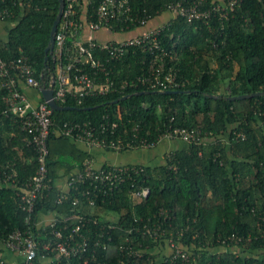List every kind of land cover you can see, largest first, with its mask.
Masks as SVG:
<instances>
[{
    "label": "trees",
    "instance_id": "obj_1",
    "mask_svg": "<svg viewBox=\"0 0 264 264\" xmlns=\"http://www.w3.org/2000/svg\"><path fill=\"white\" fill-rule=\"evenodd\" d=\"M130 1L134 13L151 19L177 0ZM217 1L220 0H204L203 5ZM0 2L11 11L5 19L11 23L8 35L0 36V55L5 59L26 55L36 77L48 81L59 61L63 64L69 61L79 31L73 26L68 29L62 55L55 58V53H47L46 47L59 0ZM87 5L86 23L96 19L97 2L89 0ZM76 9V18L82 21V5L78 3ZM136 27L130 24L127 30ZM119 29L120 26H114V30ZM159 37L170 53L165 57L166 64L177 67L179 77L187 80L184 86L167 92L142 83L131 84L135 76L149 69L152 51L130 46L122 58L105 63L109 75L117 82L129 80L123 91L86 95L81 102L70 95L60 103L74 106L72 109L52 112L55 126L65 120H90L98 124L108 116L119 123L111 137L126 135L134 124H139L141 135L150 140H157L161 129L169 124L197 126L208 133L206 144L189 143L169 150L160 164L140 163L144 169L137 177L138 184L148 185L151 190L146 199L132 205L130 185L126 184L106 195L104 201H98V209L119 215L114 221L118 227L111 229L113 239L107 247L96 248V253L107 264H120L126 258L120 244L137 246L136 236L145 251L141 256H131L130 264H264V94L229 97L264 90V0H238L228 18L215 16L209 22L189 21L181 14L175 15L161 29ZM94 54L106 60V51L96 47ZM87 66L90 71L96 69ZM99 75L105 77L102 71ZM1 81L2 78L0 168L13 163L21 182L35 173L36 153L28 146L27 133L19 122L4 112L6 89ZM35 89L42 95L41 89ZM124 95L128 96L122 98ZM239 130L246 133L245 138L236 137L235 131ZM48 145L52 186L38 198L33 217L41 210L57 214L89 211L84 206L75 207L70 198L58 201L62 192L58 179L82 168L91 159V152L54 130ZM215 152L219 153L216 158ZM162 210H167L166 220L159 215ZM149 215L154 219L159 216L157 219L163 221V236H170L190 251L188 261H164L171 254V246L165 239H154L143 229L129 231L132 224H138L135 217L146 219ZM25 216L16 185L0 187V240L17 227L25 228ZM98 217L100 223L105 222ZM98 226L92 224L88 232L93 234ZM50 229L34 225L40 245L48 239ZM233 234L242 239L229 241ZM128 235H132L130 242L126 241ZM79 261L76 256L70 264Z\"/></svg>",
    "mask_w": 264,
    "mask_h": 264
},
{
    "label": "built area",
    "instance_id": "obj_2",
    "mask_svg": "<svg viewBox=\"0 0 264 264\" xmlns=\"http://www.w3.org/2000/svg\"><path fill=\"white\" fill-rule=\"evenodd\" d=\"M237 1L220 0L205 7L204 0H193L187 4L184 0H177L175 3H170L168 9L176 15L185 16L189 21L209 22L215 16L220 19L228 18L230 12L235 10ZM79 2L80 0H65L63 15L55 35L53 50L55 58L62 55L68 29L73 26L80 31L83 25V22L76 18V6ZM96 2V19L87 22L90 30L105 28L114 32L116 36L107 40L89 36L87 40H83L78 35L69 61L65 64L59 61L56 72H51L48 81H42L36 77L34 67L26 55L22 54L12 59H5L0 55L1 84L6 89L4 112L6 115L14 116L20 128L27 133V144L33 148L37 159L35 173L21 182L13 163L8 162L6 166L0 168V187L16 185L21 207L26 211L27 226L15 228L4 240H0L6 248L19 255L17 264H70L72 258L76 256L80 257L77 264H107L98 257L96 248L107 247L108 242L113 239L111 229L118 227L114 221L118 220L119 214L105 208L98 209V201H104L106 195L112 194L126 184L130 185L128 193L132 205L146 199L151 192L148 185L138 184L137 177L144 169L140 163L110 162L96 165L92 159H88L82 168H77L66 176V188L59 185L62 192L58 196V201L62 202L70 198L75 207L84 206L89 208V211L79 209V211L60 213L45 223L40 222L39 214L43 210L36 218L33 217V213L38 198L46 194L52 186L48 165L50 153L48 139L52 130L73 140L86 142L91 148L103 150L152 148L165 139L178 138L188 143L205 144L208 140V133L200 127L170 124L161 129L157 140H150L148 136L141 135L139 124H134L126 135L119 133L111 137L109 135L116 133L119 123L116 120H110L108 116H105L104 120L98 124L90 120H65L62 124L55 126L53 110L48 102L41 97L35 101L29 95L26 87L41 89L52 86L53 81L54 97L58 102L66 100L70 95L81 102L86 95L123 91L129 80L117 82L109 75L105 63L122 58L130 46H143L152 51L149 69L135 76L130 81L131 84L142 83L162 90L186 84L187 80L179 77L177 67L166 64L165 61V57L170 53L162 45L159 34L169 21L132 33L138 27L146 25L149 18L134 13L130 0H96ZM10 15L11 11L8 7L2 6L0 2V20H5ZM130 24H136L137 27L128 31ZM114 26H120L121 29L114 30ZM96 47L106 51V60L95 56L94 48ZM87 65L95 67V71L88 70ZM99 71L104 72V78L99 75ZM235 135L246 137V133L241 130L235 131ZM218 154L215 152V158ZM221 163H223L222 160ZM71 190L74 192L71 193ZM111 212L117 215L112 216ZM98 215L105 220L104 223L99 222ZM159 215H162L164 220L169 216L167 210H162ZM157 218L154 219L151 215L146 219L135 217L138 224H132L128 229L131 232L143 229L154 239H165L169 248L171 246V254L165 257L164 261L174 262L177 259L188 261L191 257L190 251L170 236H163L165 235L162 228L163 221ZM140 220H142L141 225ZM92 224L99 226L96 231L92 230L93 234H90L88 230L92 229ZM34 225L42 230L48 226L51 227L48 239L41 245L34 231ZM131 236L128 235L126 241L130 242ZM240 239L242 237L237 234L228 238L229 241L234 242ZM134 240L137 246L129 247L130 245L120 244L121 250L126 254V258L120 264H130L131 256H141L144 253L142 242L136 236ZM0 262L5 263L1 258Z\"/></svg>",
    "mask_w": 264,
    "mask_h": 264
},
{
    "label": "crops",
    "instance_id": "obj_3",
    "mask_svg": "<svg viewBox=\"0 0 264 264\" xmlns=\"http://www.w3.org/2000/svg\"><path fill=\"white\" fill-rule=\"evenodd\" d=\"M82 5V21L83 25L79 31V37L83 40H87L89 36H93L99 40H107L111 39L112 36H116L114 32L102 28L99 30L92 31L90 30L88 24L86 23V11L88 10V0H82L79 2ZM176 14L170 10L166 9L162 11L160 14L148 20L147 24L144 26L138 27L133 32H141L143 30L153 28L158 24H162L164 22L169 21ZM11 27V23L6 20H0V36L6 37L8 35L9 29ZM131 33V32H130ZM26 91L29 95L37 101L41 95L35 88L26 87ZM76 144L88 151L91 152V159L94 161L96 165H101L110 162H118V163H144L150 165L160 164L164 161L166 153L169 150H174L180 148L182 146H187L189 143L182 139H165L160 141L156 146L152 148H137V149H126V150H103L101 148H91L86 142L81 140L76 141ZM58 184L62 188H66V177H61L58 179ZM57 215L56 212L51 210L42 211L39 214L40 222H47L50 218ZM0 258L3 262L8 264H17L19 261V255L16 252H13L4 246V243L0 241Z\"/></svg>",
    "mask_w": 264,
    "mask_h": 264
},
{
    "label": "water",
    "instance_id": "obj_4",
    "mask_svg": "<svg viewBox=\"0 0 264 264\" xmlns=\"http://www.w3.org/2000/svg\"><path fill=\"white\" fill-rule=\"evenodd\" d=\"M64 7H65V0H59V10H58L56 18L53 22L52 28H51L49 44L46 47L47 53H49V52L52 53L54 50L55 35H56L58 25L61 21L62 15H63ZM47 57H48V55L46 56V58ZM53 85H54V81L52 82V86L41 88L42 95H43L44 99L48 102V104L50 105L52 110L55 111V110H61V109H72L74 106L64 105V104H62L56 100V98L54 97ZM165 91L168 92V91H174V90H165ZM138 93H142V91H138ZM258 94H264V90L255 91V92H251V93H243V94H239V95H231L229 97L232 99H235V98L249 97V96L258 95ZM127 96L128 95H124L122 98H126Z\"/></svg>",
    "mask_w": 264,
    "mask_h": 264
},
{
    "label": "rangeland",
    "instance_id": "obj_5",
    "mask_svg": "<svg viewBox=\"0 0 264 264\" xmlns=\"http://www.w3.org/2000/svg\"><path fill=\"white\" fill-rule=\"evenodd\" d=\"M111 215H112V216H116L117 214H116L115 212H111ZM103 216H104V215H103ZM103 216H102V217H103Z\"/></svg>",
    "mask_w": 264,
    "mask_h": 264
}]
</instances>
